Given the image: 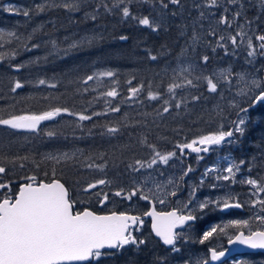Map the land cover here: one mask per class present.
<instances>
[{"label":"trees","instance_id":"1","mask_svg":"<svg viewBox=\"0 0 264 264\" xmlns=\"http://www.w3.org/2000/svg\"><path fill=\"white\" fill-rule=\"evenodd\" d=\"M181 2V6L169 5L167 9H161L156 0H125V5L120 8L128 6L132 13L126 18L120 8L105 11L103 5L106 3L112 7V0H0V29L5 33L0 40V52L18 53L0 61V117L39 114L53 107H67L72 112L92 116L91 120L80 121L77 116L61 114L44 121L37 132L0 126V158H7L0 159L6 168V172L0 174V183H9L8 189H0V196L6 191L15 193L30 176L44 181L55 178L66 185L70 198L77 202L75 210L90 208L103 212L96 208L101 197L98 194L107 193L110 199L123 203L110 208L109 212L128 211L123 209L127 207V201L132 200L126 198L127 193L135 186L139 172H132L127 165L134 159L149 161L153 151L148 144H154L161 154L172 151L178 154L177 144L214 132L221 124L225 130L231 127L230 121L235 118L237 109L229 106L222 84L216 93H209L203 81L195 88L185 86L176 89L175 97L167 92V86L174 77L175 82H180L177 73L181 67L191 65L192 77L211 75L216 67L229 64L232 55L237 59L242 57L239 49L236 54H222L223 48L217 46V40L209 41L207 32L205 36L199 33V41L193 43V33L201 28L208 29L211 21H206L205 12L201 16L206 7L203 2ZM66 3L78 4V8L63 7ZM37 5H43L44 11H38ZM7 8L16 11L9 12L5 10ZM25 11L29 12L28 16L23 15ZM173 12L176 15H172ZM92 16L96 19L93 20ZM143 16L154 21L163 17L161 29L153 31L139 25L133 18ZM212 29L219 30V27L213 23ZM7 32H15L21 39L7 36ZM29 35L31 39H27ZM121 36L128 38L121 40ZM92 37L95 39L88 43ZM25 43L28 50L22 46ZM73 43L77 47L69 48ZM33 44L38 47L33 48ZM153 55L157 57L155 60L150 58ZM205 55L210 57L206 64L201 59ZM14 64H23L24 67L17 70L12 67ZM104 71H112L114 76L84 83L88 75ZM41 79L45 80L44 84L39 83ZM16 80L23 87L13 92ZM141 84L142 91L130 98L129 89ZM113 87L119 93L117 97L101 95ZM85 88H88L87 92ZM149 91L160 92L162 96L151 100ZM194 95L200 96V100L193 101ZM164 100H169L170 111L157 115L165 106ZM180 100L184 103L177 109L175 104ZM241 106H246L245 102ZM113 107L120 110L110 111ZM94 112L99 115L93 116ZM250 115L246 136L237 134L227 152L237 162L245 161L241 167L243 172L263 183L264 106L251 110ZM112 126L118 127L119 131L107 133L106 127ZM48 131H54L56 135L49 137ZM145 137L147 143L142 144L140 141ZM185 152L188 153L185 167H191L196 185L201 184L207 189L213 182L199 183L198 179L203 175L202 168L212 158L197 163L193 153L188 149ZM63 153L70 156L75 153V156L60 163L46 159ZM25 156L27 160L17 159L11 163L13 158ZM87 164L104 167L88 168ZM100 179L111 183L84 191L89 183ZM121 188L124 195L115 196L114 193ZM245 188L236 187L241 192ZM243 197L241 193L238 199ZM132 198L138 208L135 213L141 215L147 210V202ZM208 207L201 215L203 217L196 214L199 218L187 229V241L181 239L177 242L179 253L161 245L152 236L149 223L144 221L137 237L146 239L147 243L140 248L126 246L114 258L104 259L102 264H155L157 257H167V264H180L186 262L192 252H206L210 240L201 244L200 238L209 225L220 220L217 211L212 206ZM242 258L241 264H264V253L247 254Z\"/></svg>","mask_w":264,"mask_h":264},{"label":"snow or ice","instance_id":"2","mask_svg":"<svg viewBox=\"0 0 264 264\" xmlns=\"http://www.w3.org/2000/svg\"><path fill=\"white\" fill-rule=\"evenodd\" d=\"M148 2V0H144ZM159 3L161 9H167L169 5L181 6V0H156ZM218 0H208V4L216 6ZM229 3H236V0H229ZM121 5H125V0H112V7H109L106 3L103 5L106 12H112L116 8H120ZM55 6V5H53ZM63 7L75 10L78 8V4H64ZM100 5H97L99 8ZM198 7V6H197ZM243 7V5H241ZM6 11L13 12L15 9L7 8ZM38 11H44L43 5H37ZM123 17H131L132 13L128 6L120 8ZM228 10L225 9V12ZM24 16H28L29 12H23ZM172 15H176L175 12ZM204 14L201 13V16ZM241 15L240 11L234 13V17ZM93 20L95 16L91 17ZM137 19L138 24L151 28L153 31L161 29L163 24V17L160 21H154L149 16L133 17ZM220 23L230 24L227 16H221ZM251 24V21H248ZM215 36L216 33L211 31L209 33ZM7 36L13 37L17 40L21 39L15 32H7ZM244 33L241 31L237 35H229L227 40L233 45L237 44V37L243 36ZM5 33L0 29V40H3ZM31 35L27 39H31ZM128 37L121 36V40H126ZM95 37L89 38L88 43L92 42ZM199 37L193 33L192 41L195 43ZM225 36H220L217 41V46L225 48V45L221 41H225ZM256 40L260 41L259 53H257L256 47L253 45L251 37L247 39L248 48L251 49L247 55L248 57L254 58L257 54L264 56V34L256 36ZM53 44L55 42L53 41ZM25 50H28L27 44L22 45ZM33 48L38 45L33 44ZM77 47L76 43L69 45V48ZM215 50V49H213ZM9 55H18L17 52L11 53L0 52V61L5 60ZM152 60H155L156 56H150ZM202 61L206 64L210 57L205 55ZM248 63H252V60H248ZM15 69L19 70L24 67L23 64L12 65ZM187 73V74H185ZM233 73L231 69H221L217 73L211 75H197L192 77V66L189 65L187 68L181 67L177 76L180 78V82L169 83L167 86V92L175 97L176 89L187 87H198L200 82L203 81L209 93H216L222 82L231 83L229 77ZM239 76L237 84L242 85L238 90V95L246 97V106H241L234 100L230 101L229 106L237 109L236 119L230 121L231 127L227 130L224 129L223 124L219 128L205 135H200L190 142L177 144L176 147L181 153L185 149H191L192 152H208L211 146L221 145L224 142L232 143L233 138L237 136H244L248 130V125L251 123L250 111L260 106H264V77H253L248 79L246 73L236 74ZM112 71H104L98 74L88 75L84 83L87 84L89 81L99 79V77H113ZM191 77V78H190ZM40 84H44L45 80L41 79ZM54 87V85H52ZM23 85L19 80L15 81L12 91L22 88ZM143 89V84L140 87H132L129 89L130 98H134ZM85 92L88 88L84 89ZM102 96L115 98L119 95L116 88H110L106 92L101 93ZM160 92H148V98L156 100L161 97ZM200 96H192L193 101L200 100ZM184 103L183 100L178 101L175 107L179 109ZM164 107L162 112H158L157 115L168 113L170 111L171 104L169 100H164ZM112 112H118L119 107H113L109 109ZM61 113H68L73 116H77L80 121L91 120L92 116L85 115L82 112H72L67 107H53L42 113H25L20 115H9L7 118L0 117V126H7L14 130H26L29 132L39 131V126L42 121H49L61 115ZM93 116L99 115V113H93ZM106 131L109 134H115L119 131L118 127H106ZM49 137L55 136L56 132L48 131L46 133ZM142 144L147 143L145 137L140 141ZM149 148L152 149L153 155L149 161H143L140 159H134L127 167L132 172H139L141 169H151L157 162L168 164L169 160L176 156V152H167L161 154L156 150L154 144H148ZM75 156L73 153L71 156L68 153H63L59 156H47L46 159L60 163L62 160L67 161ZM0 159H7L6 157ZM17 159L27 160L28 157H17L13 158L11 163H15ZM35 163V161H33ZM245 161L241 160L238 164L232 163L224 169L227 175L217 176V179L229 180L235 178V172L240 171V165L244 164ZM23 167V165H21ZM37 167L39 165L37 164ZM86 167L92 168H103L104 165L87 164ZM192 171L191 167L188 168L184 175ZM208 172L214 171V169L207 170ZM6 168L2 162H0V174H4ZM47 173H45V176ZM53 175H55V169H53ZM183 177H181L182 179ZM26 182L20 184L18 191L15 193L4 192L0 196V264H79V262H88V264H102L106 258H114L116 253L124 250L126 246H140L147 243L146 239L138 238L134 235V230L138 231V228L134 229V226L142 225L143 219L139 215H131L127 212H116L112 211L110 214H97L85 208L83 211L74 210L76 201L72 200L69 196V191L59 179L53 178L50 182L44 180H37L36 176H30L25 178ZM247 184L255 187L256 192L253 193H264V183L259 182L256 179H248ZM111 183L105 179L97 180L93 183H89L84 189L85 192L97 188L98 185H105ZM172 183V181H169ZM157 191L163 192L161 185L157 184ZM215 187V185H213ZM9 183H0V189H8ZM149 192L152 189L148 190ZM141 194L142 199L149 200L150 196L143 194V187L137 185L133 187L131 191L127 193V199L131 200L133 196ZM102 196L100 200L101 204H104L108 200L107 193H99ZM115 196L124 195V189L121 188L114 193ZM168 195L175 196L176 191L168 193ZM195 195V190L190 193V197ZM161 204L165 201L160 200ZM193 203L190 198L182 207L174 208L169 212H157L155 207L150 211L145 212L144 216L152 217V231L157 237L163 242L164 245L171 246V251L179 253L180 248L177 247V242L181 239H186L181 232L177 229L184 226L188 222H194L199 217L194 214L197 209L191 208L190 205ZM216 204L219 208L221 205L218 202L211 200H205L198 204L199 209H206L210 204ZM252 203L259 204L261 211L264 212V199H257ZM223 208L241 207L239 203L230 204L225 200L222 204ZM185 210L187 214H185ZM255 220L259 221L260 227L256 230L249 231L247 235L241 230L249 227V220H232L224 227L213 226L208 231H204L200 238V243L203 244L205 241H209L218 233L226 234V229L233 227L237 230L238 234L235 235L234 239L229 237L228 243L235 244L240 243L248 245L253 249H264V215H257ZM209 258L211 261H219L221 257L225 256L227 249L217 250L213 247L209 250ZM155 264H167V257H157ZM189 264V262H185ZM196 264H209V260L197 261Z\"/></svg>","mask_w":264,"mask_h":264},{"label":"rangeland","instance_id":"3","mask_svg":"<svg viewBox=\"0 0 264 264\" xmlns=\"http://www.w3.org/2000/svg\"><path fill=\"white\" fill-rule=\"evenodd\" d=\"M226 1L227 2L225 3L223 0H218L216 6H211L208 4V0H199V2H203V4L206 6L201 13L205 12L206 18L209 19L211 22L207 26L208 29L201 28L196 31V34L200 39L201 36H199V33L205 36V32H207L206 37L209 39V41H213V42L214 39L218 41L220 36H225L226 38L225 41H221V43L225 45L227 51H225V48H223L222 54H227V55L236 54V51L238 49L242 52L241 58L237 59L235 55H232L231 59L229 60V64L218 66L214 69L213 72L214 74L221 69H231L233 73V75L229 77L231 83L229 84L227 82H222L221 86H224V88L226 89L225 92H227L229 101L234 100L236 103L242 105L244 104L246 97H242L237 94L239 88L242 87V85L237 84L239 76L236 74L246 73L248 79H251L253 77H257V78L264 77V56L257 54L254 58H251L248 57L247 55V53L251 50L248 48L247 45L248 37L252 38L253 45L254 47H256L257 53H259V44L261 42L258 41L257 43L253 39V35L255 32L254 23H256L257 21L258 22L261 21V24L264 26V10H263L264 8L258 7V10L256 11L255 14L246 16V12L243 10V8L246 4L251 3L250 0H236L235 4L229 3V0ZM260 2L262 3L261 6L264 7V0H260ZM241 5H243V7H241ZM235 8L236 10L238 9V11L241 12V15L233 18L234 13L237 12ZM225 9H227L228 11L225 12ZM225 15L228 17L229 21L231 22L230 24H224L219 22L221 16H225ZM246 19L247 21H245ZM248 21H251V24H249ZM201 22L204 23L205 21H201ZM213 23L215 24L216 27H219V30L214 29V32L216 33L214 37L209 34L211 32ZM241 31L244 33V35L237 37L236 45H233L230 41L227 40V37L229 35H237ZM262 33L264 34V27ZM250 59L252 60L251 64L248 63V60ZM222 62H226V61L223 60ZM61 114H65V113H61ZM43 122L44 121H42L41 124ZM232 143L234 144V139ZM232 143L225 142L222 143L221 145L212 147L208 152H200L194 154V160L197 163H200L201 161L204 160H210L209 158H212V161L202 168L203 175H201L198 179L199 183L205 182L207 180L213 182L210 183L207 189H205V187L202 186L201 184L196 185V182L192 176L193 173H191L192 171L188 172L187 175H184V172L188 170L184 164V162H186V156L188 155V153H186L185 150L183 151V153L181 152H179L178 154L176 153L177 155L171 158L168 164H164L158 161L157 164L153 165L151 169L149 168L141 169L137 176L139 178L136 177L135 179L136 180L135 186L137 185L142 186L143 194L149 195L150 196L149 200H153L156 204V207L159 210H163V209L165 210L172 206L175 208L182 207V205L191 198L193 203L190 205V207L196 208L197 211L194 214L198 213L200 217L201 215H203V212H206V210L209 209V207L206 209H199L198 204L200 202H203L205 200L218 202L221 205L219 208L216 207L215 203L210 204L209 206H212L213 209L217 211L220 220L209 225L206 231L210 230V228L213 226L224 227V225L228 224L232 220H249L250 221L249 227L241 229L247 234L249 228H251V230H256L258 227H260L259 221L255 220V217L257 215H264V212L261 211V206L259 204L254 205L252 201L257 199H264V193H256L255 195L253 194L256 192L255 187L247 184L244 181L254 178L243 172V170L241 169L242 164L240 165V171L235 172L234 180L217 179V176L227 175L224 169H226L229 166V164L239 163L236 160H234V158L231 156L230 153L227 152V147H229V145ZM218 152H223V153L219 154ZM209 169H214V171L208 172L207 170ZM181 177L183 178L181 179ZM169 181H172V183H169ZM157 184L161 185V187L164 189L163 192L157 191L155 187ZM213 185H215V187H213ZM237 186H244V188L246 187L245 191L241 192L240 190L236 189ZM149 189H152V191L149 192L148 191ZM193 190H195V195L190 197V193ZM172 191H176L175 196L168 195V193H171ZM241 193H243L244 197L242 200H239L238 197L239 195H241ZM133 197L138 198L147 203L149 201L142 199L141 194H137ZM101 199L102 196L98 199L97 201L98 205H96V208L99 211H103V213L109 212L110 208H113L114 206H122L123 204L120 200L116 201L108 197V200L102 206H99ZM160 200H164L165 202L161 204L159 202ZM225 200H227V202L230 204L239 203L241 207H239L238 210H235L233 207H231L227 209V212H223L222 204ZM123 209L128 210L124 212L137 211L138 208L136 205V200H133L132 198L131 201H127V207ZM236 211L239 212L236 213ZM120 212L123 211L121 210ZM185 214H187L186 210H185ZM188 229H190L189 226ZM138 231L139 233L141 232L140 229ZM186 233H188L187 230H185L183 234L185 237H187V235H185ZM237 233H238L237 230L233 227L227 228L226 234L218 233L217 235H215L213 238L210 239L208 250L213 247L217 248V250L225 249L226 241L229 239V237H233ZM156 240H158L159 243L161 244L159 239ZM182 241L186 242L187 238L182 239ZM208 250L206 252L196 251L190 253L191 255L188 257V260L186 262H189V264H196L197 261H203L205 259H209ZM241 259L243 258L242 257L233 258L231 259V262L232 264H236V263L241 264V262L243 261ZM180 264H185V262H182Z\"/></svg>","mask_w":264,"mask_h":264},{"label":"water","instance_id":"4","mask_svg":"<svg viewBox=\"0 0 264 264\" xmlns=\"http://www.w3.org/2000/svg\"><path fill=\"white\" fill-rule=\"evenodd\" d=\"M212 147V146H211ZM189 150H191V149H189ZM195 153V152H194ZM51 181V180H50ZM50 181H45V182H50ZM63 183V182H62ZM20 186V185H19ZM66 187V186H65ZM19 188V187H18ZM67 188V187H66ZM69 191V190H68ZM106 202V201H105ZM150 208H149V210L148 211H150L153 207H155V204H154V201L153 200H150ZM103 204H101L100 203V205L99 206H102ZM234 205V204H233ZM235 208H239V207H235ZM87 209H89V208H87ZM155 209H156V207H155ZM228 209V208H227ZM227 209H225V208H223L222 209V211H227ZM84 210V209H83ZM83 210H81V211H83ZM89 210H91V209H89ZM172 209H170V210H168V211H159V210H157L156 209V211L157 212H169V211H171ZM91 211H93V210H91ZM147 211V212H148ZM95 212V211H94ZM112 212V211H111ZM111 212H107V213H99V212H96L97 214H101V215H103V214H110ZM116 212H118L119 213V211H116ZM127 213H129V214H131V215H137V214H133V213H130V212H127ZM146 217H148L149 219H150V227H151V225H152V217H150V216H146ZM189 223H191V222H188V223H186L184 226H181L180 228H178L177 229V231H179V230H182V229H184L185 227H186V225L187 224H189ZM136 226H134V228H135ZM151 231H152V227H151ZM244 232V231H243ZM245 233V232H244ZM152 234H153V236L156 238V239H159L160 240V238L159 237H157L156 235H155V233L152 231ZM238 234V233H237ZM245 235H247L246 233H245ZM234 237H235V235H234ZM234 237H232L233 239H234ZM160 242H161V244L162 245H164L163 244V242L160 240ZM166 248H171V246H168V245H164ZM225 249H227V251H226V253H225V256L224 257H221V259L219 260V261H211L210 260V258L208 259L209 260V264H221V263H223L224 261H227V260H229L230 258H232V257H234V256H236V255H241V254H247V253H259V252H262V253H264V249H253V248H251V247H249L248 245H243V244H240V243H235V244H229L228 243V241L226 242V244H225ZM225 249H223V250H225ZM222 251V250H221ZM208 253H209V251H208ZM209 256H210V254H209ZM85 263H88V262H79V264H85Z\"/></svg>","mask_w":264,"mask_h":264},{"label":"flooded vegetation","instance_id":"5","mask_svg":"<svg viewBox=\"0 0 264 264\" xmlns=\"http://www.w3.org/2000/svg\"><path fill=\"white\" fill-rule=\"evenodd\" d=\"M225 3L227 2L226 0H223ZM250 4H246L245 6H244V8H243V10L246 12V16H250V15H252V14H255L256 13V11L258 10V7H260V8H264V7H262L261 6V2H260V0H250ZM235 7H236V5H235ZM235 10H236V8H235ZM264 10V9H263ZM236 11H238V9L236 10ZM226 16V15H225ZM249 19V18H248ZM229 20V19H228ZM206 21H210L209 19H207L206 18ZM245 21H247V19L245 20ZM244 21V22H245ZM243 22V21H242ZM233 25H235V24H233ZM254 26H255V32H254V35H253V39H254V41H256L257 43H258V40H256V36H258V35H261V34H263L262 33V30H263V25L261 24V21H257L256 23H254ZM211 31H214L212 28H211ZM214 37V36H213ZM212 37V38H213ZM235 117H236V114H235ZM235 119V118H234ZM233 119V120H234ZM245 136H246V134H245ZM244 136V137H245ZM244 137H243V139H244ZM242 139V140H243ZM241 140V141H242ZM240 141V142H241ZM164 210V209H163ZM166 210V209H165ZM146 212V211H145ZM144 212V213H145ZM144 213H142V214H144ZM139 215V216H141L142 217V219L145 221V224L148 222L149 224V229H150V221H149V219H147V218H144V215ZM143 225V224H142ZM142 225H138V230L139 229H141L142 228Z\"/></svg>","mask_w":264,"mask_h":264},{"label":"bare ground","instance_id":"6","mask_svg":"<svg viewBox=\"0 0 264 264\" xmlns=\"http://www.w3.org/2000/svg\"><path fill=\"white\" fill-rule=\"evenodd\" d=\"M172 7H173V6H172ZM158 9H159V8H158ZM157 11H158V10H157ZM168 12H169V11H168ZM170 12H171V11H170ZM164 18H165V17H164ZM188 151L191 152V153H193V154H195L194 152H192V151L189 150V149H188ZM257 166H258V165H257ZM260 166H262V165H260ZM256 175H257V174H256ZM257 178H258V177H257ZM227 241H228V240H227ZM227 241H226V242H227ZM225 244H226V243H225Z\"/></svg>","mask_w":264,"mask_h":264}]
</instances>
